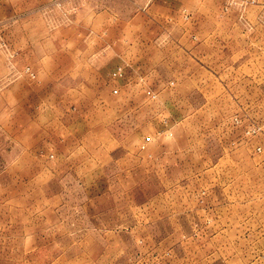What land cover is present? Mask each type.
<instances>
[{
	"label": "rangeland",
	"instance_id": "374dc122",
	"mask_svg": "<svg viewBox=\"0 0 264 264\" xmlns=\"http://www.w3.org/2000/svg\"><path fill=\"white\" fill-rule=\"evenodd\" d=\"M0 264H264V0H0Z\"/></svg>",
	"mask_w": 264,
	"mask_h": 264
},
{
	"label": "crops",
	"instance_id": "0c3cea01",
	"mask_svg": "<svg viewBox=\"0 0 264 264\" xmlns=\"http://www.w3.org/2000/svg\"><path fill=\"white\" fill-rule=\"evenodd\" d=\"M226 47L229 48L230 51H233V48L230 47V44H226ZM58 76H59V77H58ZM57 77H58V79L60 80L63 76H62L61 73L59 72V73L57 74Z\"/></svg>",
	"mask_w": 264,
	"mask_h": 264
},
{
	"label": "built area",
	"instance_id": "2783aa9c",
	"mask_svg": "<svg viewBox=\"0 0 264 264\" xmlns=\"http://www.w3.org/2000/svg\"><path fill=\"white\" fill-rule=\"evenodd\" d=\"M121 73V72H120ZM115 74H117V71L115 72Z\"/></svg>",
	"mask_w": 264,
	"mask_h": 264
},
{
	"label": "snow or ice",
	"instance_id": "6c2138e0",
	"mask_svg": "<svg viewBox=\"0 0 264 264\" xmlns=\"http://www.w3.org/2000/svg\"><path fill=\"white\" fill-rule=\"evenodd\" d=\"M149 139H151V138H149Z\"/></svg>",
	"mask_w": 264,
	"mask_h": 264
}]
</instances>
